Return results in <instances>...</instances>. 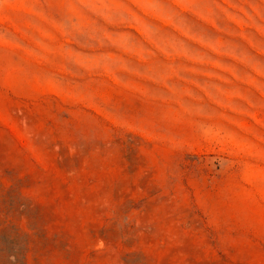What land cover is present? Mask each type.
<instances>
[{"label": "rangeland", "instance_id": "374dc122", "mask_svg": "<svg viewBox=\"0 0 264 264\" xmlns=\"http://www.w3.org/2000/svg\"><path fill=\"white\" fill-rule=\"evenodd\" d=\"M0 264H264V0H0Z\"/></svg>", "mask_w": 264, "mask_h": 264}]
</instances>
